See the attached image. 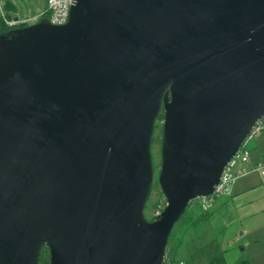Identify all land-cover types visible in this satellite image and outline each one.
<instances>
[{
	"label": "water",
	"instance_id": "water-1",
	"mask_svg": "<svg viewBox=\"0 0 264 264\" xmlns=\"http://www.w3.org/2000/svg\"><path fill=\"white\" fill-rule=\"evenodd\" d=\"M263 117L264 0H73L0 35V264H163Z\"/></svg>",
	"mask_w": 264,
	"mask_h": 264
},
{
	"label": "crops",
	"instance_id": "crops-1",
	"mask_svg": "<svg viewBox=\"0 0 264 264\" xmlns=\"http://www.w3.org/2000/svg\"><path fill=\"white\" fill-rule=\"evenodd\" d=\"M6 1L0 0V10L2 9L3 13V6ZM10 1L15 6V10L11 12L13 20L38 16L45 9L41 6L37 10V13V11L34 12L31 8L25 10L16 0ZM45 1L47 2V0ZM34 2L38 5L40 4V0H34ZM2 11H0V18ZM247 148L250 151L251 165H264V131L251 138L247 143ZM210 210L212 215L205 224L209 225L211 232L219 234L228 232V237L222 243L218 244L216 242L217 238L211 236L214 237L215 242H210L209 247L213 248L216 246L217 250L223 254L228 252L233 253L234 256L231 257L233 261H230V264H236L241 254H248V259L254 264H263L264 175L251 173L240 177L233 194L230 197L217 200ZM202 225L204 224L191 226L187 232L190 230L195 231L194 228H200ZM223 235L221 237L224 238L225 235ZM242 239H245L246 242L244 246L240 244ZM181 262L186 264L184 261Z\"/></svg>",
	"mask_w": 264,
	"mask_h": 264
},
{
	"label": "rangeland",
	"instance_id": "rangeland-1",
	"mask_svg": "<svg viewBox=\"0 0 264 264\" xmlns=\"http://www.w3.org/2000/svg\"><path fill=\"white\" fill-rule=\"evenodd\" d=\"M18 4L22 7H24L25 10H29V8L33 9L34 12L39 10L41 6L43 8H46L47 3L45 0H40V4L38 5L34 0H16ZM33 4V5H32ZM38 13V11H37ZM31 25V24H29ZM160 126H163V121L159 122ZM160 126L157 131L154 133V144L152 145V157H153V165H154V176H155V181L154 183L158 182L159 174H160V169H161V147H162V138L163 135L160 132ZM249 140H247L246 143H248ZM222 198H227V197H222ZM222 198H217L215 202L219 199ZM165 199V198H164ZM163 197H161L159 193V189H155L152 192V196L150 198V201L148 202V206L146 207L145 210V216L147 220L151 221L153 216L160 215V210L161 208L166 204L165 200ZM158 203V207L156 208L154 204ZM195 205L200 204L198 202L195 203ZM214 206V205H213ZM211 211V210H208ZM194 230H190L187 232L181 240V247L178 253V259L180 261L186 262V264H211L212 258L217 259L218 263L216 264H230L233 259L231 258L234 256L233 253H221L219 250H217V247L214 246L209 247L210 242H215L214 237L215 236L216 242L218 244L222 243L223 240H226L228 237V232L223 234L219 233H214L211 232V228L209 225H202L200 228L196 227ZM221 235L224 236L221 237ZM241 235V232H240ZM248 240V239H246ZM245 239H242L241 245L244 246L245 244ZM212 248V249H211ZM241 254V253H239ZM238 254V255H239ZM238 260H241L243 258H248V254H241L240 257H238ZM231 261V262H230ZM226 262V263H225ZM185 264V263H184Z\"/></svg>",
	"mask_w": 264,
	"mask_h": 264
},
{
	"label": "built area",
	"instance_id": "built-area-1",
	"mask_svg": "<svg viewBox=\"0 0 264 264\" xmlns=\"http://www.w3.org/2000/svg\"><path fill=\"white\" fill-rule=\"evenodd\" d=\"M46 8L38 16L9 20L6 18L2 9L1 18L9 27L21 25L29 26L39 22L41 19H48L53 25H65L70 17L73 0H47ZM264 131V117L259 120L251 131L247 140L259 135ZM247 140L225 167L220 178L219 184L215 187L214 193L208 197H200L196 200L204 211L210 210L217 198L230 197L233 194L236 183L240 177L251 173L264 175V165H251L250 151L247 148ZM181 264H184L183 262Z\"/></svg>",
	"mask_w": 264,
	"mask_h": 264
},
{
	"label": "trees",
	"instance_id": "trees-1",
	"mask_svg": "<svg viewBox=\"0 0 264 264\" xmlns=\"http://www.w3.org/2000/svg\"><path fill=\"white\" fill-rule=\"evenodd\" d=\"M4 14L7 19L13 20V17L11 15V12L15 10V6L10 0H7L3 6ZM21 27H26V25H21L18 27H9L5 21L0 18V35L16 28H21ZM164 121V112L160 113L156 126H155V131L159 129V122ZM160 132L163 135V126H160ZM155 133V132H154ZM154 136H153V143L154 144ZM155 189H159V193L163 199L165 198L163 191L161 190L159 183H154L152 192ZM151 195L148 199V202L150 201ZM165 200V199H164ZM166 203V200H165ZM196 201L192 202L189 207L187 208L185 214L182 216V218L176 223L174 226L167 245V250H166V255L164 258L163 264H181L182 262L178 259V253L181 247V240L182 237L186 234V232L189 230L191 226L198 225V224H205L209 217L212 215L211 211H204L199 205H195ZM149 203H147L148 206ZM154 206L157 208L158 203L154 204ZM166 204L161 208L160 213L164 210ZM194 207V208H193ZM157 216H153L151 221H154ZM218 263L217 259H212L211 264H216ZM39 264H50V252L48 247L44 246L40 258H39ZM236 264H254L252 263L248 258H243L241 260H238ZM264 264V263H263Z\"/></svg>",
	"mask_w": 264,
	"mask_h": 264
}]
</instances>
